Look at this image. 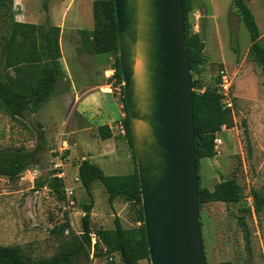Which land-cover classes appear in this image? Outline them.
Here are the masks:
<instances>
[{"label":"rangeland","instance_id":"rangeland-1","mask_svg":"<svg viewBox=\"0 0 264 264\" xmlns=\"http://www.w3.org/2000/svg\"><path fill=\"white\" fill-rule=\"evenodd\" d=\"M78 1L74 0L68 10L66 29L77 16ZM246 2L259 29V43L264 47V0ZM43 3L47 4L43 0H26L27 17L34 21L44 20L46 5ZM88 7V14L81 13L83 15L79 17V27L83 29L93 28L92 8L91 5ZM188 23L189 31L198 34L204 43V61L199 65L200 72L193 75V91L217 89L218 78L222 80L224 76L230 85L228 99L232 104L233 126L219 134L222 141L219 154L199 161L200 188L212 190L217 183L235 177L246 198L245 204L215 202L202 205L200 223L205 258L209 264L228 261L232 264H264V211L260 216H248L243 206L252 208V189L264 191V74L253 59L248 31L231 0H191ZM73 37L79 43L76 34ZM62 51L67 64L76 70V59L66 44L62 43ZM86 51L91 54L88 48ZM108 56L107 69H113L115 74L118 52L95 55V60L102 62ZM62 62L59 60L61 68ZM111 82L112 93L118 99L115 102L120 108L119 111L113 103L114 114H125L122 84L117 79ZM98 89L101 93L109 91L107 87ZM45 103L36 113L26 111L23 118L11 119L0 110V148L23 147L35 152L33 164L18 178H0V246H18L32 260L51 257L72 234L79 236L82 232V203L88 204L90 200L80 181L72 183L82 157L108 176L126 175L134 169L127 135L122 137L125 145L119 147V153L100 155L94 140L95 130L89 136L84 133L78 137L70 133L71 112L67 100L53 96ZM41 131L42 139L39 138ZM123 152L130 154L129 160ZM56 165L60 167L55 169ZM56 170L64 172L63 184L75 187V198L68 199L64 194L60 199L46 186ZM91 193L95 210L93 219L90 217L92 232L113 229L116 215L125 229L138 228L137 205L118 199L112 209L107 193L98 181L92 183ZM239 217L245 218L250 231L249 249ZM62 228L64 232L60 233ZM100 249L96 254L90 251L87 264H123L119 254L106 256ZM149 263L146 259L139 262Z\"/></svg>","mask_w":264,"mask_h":264},{"label":"trees","instance_id":"trees-1","mask_svg":"<svg viewBox=\"0 0 264 264\" xmlns=\"http://www.w3.org/2000/svg\"><path fill=\"white\" fill-rule=\"evenodd\" d=\"M231 2L248 31L253 59L264 74V47L259 43V29L254 14L246 0H231ZM182 4L186 50L192 83L195 86L193 75L200 72L199 65L204 61V43L198 34L189 31L188 14L191 11V0H182ZM93 18L94 29L91 32H81L84 48H88L91 54L96 55L110 51L117 53V27L113 0L96 1L93 7ZM58 39L59 29L56 27L14 21L12 0H0V110L11 119L23 118L26 111L36 113L54 93L56 84L62 76ZM115 77L121 84L118 56H116ZM218 81H221V78H218ZM121 94L126 116L124 119L126 135L135 165L134 173L123 176H107L97 165L88 160L81 161L78 166V178L90 200L88 204L82 203L84 215L81 218V234L79 236L72 234L71 238L51 257L39 260L30 259L18 246H0V264H87L92 248L90 236L92 233L96 236V243L93 246L95 254L100 248L106 256L119 254L123 264H139L141 260H149L143 225L140 185L122 87ZM221 99L222 96L217 93L215 88H207L203 92L193 91L195 154L198 172L200 160L210 159L216 155L213 141L222 132V127L226 129L233 126L231 109L225 108ZM98 137L103 141L112 137L107 125L98 127ZM39 138H43L42 131L39 132ZM34 155V151L29 152L23 147L0 148V178H18L31 167ZM56 171L59 172V170ZM95 181L100 182L104 187L108 204L112 209L114 201L118 199L137 205L140 222L138 228L125 229L119 216L116 215L113 218V229H97L92 232L90 227V214L93 208L91 185ZM46 186L60 199L64 198V184L61 178L53 175ZM198 187L200 210L202 205L207 203H246L242 188L235 177L217 183L210 191L200 188L198 175ZM251 197L252 208L243 205L244 211L248 216L253 214L260 216L264 211V191L252 189ZM238 220L243 227L245 243L249 249L250 231L244 217H239ZM66 226L68 227V225ZM63 232L62 228L60 233ZM206 264L209 263L206 261ZM215 264L232 263L228 261Z\"/></svg>","mask_w":264,"mask_h":264},{"label":"water","instance_id":"water-1","mask_svg":"<svg viewBox=\"0 0 264 264\" xmlns=\"http://www.w3.org/2000/svg\"><path fill=\"white\" fill-rule=\"evenodd\" d=\"M113 3L150 264H206L182 0Z\"/></svg>","mask_w":264,"mask_h":264},{"label":"crops","instance_id":"crops-1","mask_svg":"<svg viewBox=\"0 0 264 264\" xmlns=\"http://www.w3.org/2000/svg\"><path fill=\"white\" fill-rule=\"evenodd\" d=\"M25 1L26 0H12V10H14V21L26 24L44 25L46 27L52 26L59 29V48L61 51L60 61H63L61 68L62 77L58 80L54 93L50 98L55 96L62 100H67V102L70 103L69 112H71V115L69 118L70 125L68 127L70 133L78 137L84 133L89 136V133L95 130L97 136L94 137V140H96L97 142L96 145L99 146L98 154L101 153L100 155L105 156L107 154L111 155L119 153V147H124L125 141L115 132L114 124L116 121L123 119L125 114H114V104L119 111L120 108L115 102L118 101V99L116 98V95L112 93L111 89V81H116L114 70L107 69L110 63V57L108 56L102 62H96V54H89L84 48V40H82L83 36L81 33L91 32L94 29L93 7L96 1L101 0H79L77 4V7L79 8L77 16L73 19L72 26L68 29H66V17L70 6L74 3V0H69L68 2H66V0H43V2H47V4L43 3L46 5L43 13L46 18L44 20L39 21H34L33 19L27 17L28 9L26 8ZM61 3H63L62 7L58 8ZM89 5H91L92 8L93 28L83 29L79 27V17L83 14H88ZM43 6L44 5H42V7ZM54 16H57L56 19H54ZM44 21H46V23H44ZM75 34L79 39V43H77L73 37ZM62 43L64 45L66 44L67 49L71 50L70 53L74 55L77 62L76 70H72L67 64L66 56L63 54L62 51ZM108 73L114 74L112 80L108 78V75H110ZM102 87L109 88V91L101 93L98 88ZM49 101L50 99L45 104H47ZM87 111H90V113H85ZM102 125H107L109 130L111 131L112 137L110 139L103 141L98 137V127ZM123 153L125 157L129 160L130 154L128 152ZM91 156L92 155H88L89 158H92ZM83 160L88 159H86V157H82V161ZM131 160L133 162L132 153ZM133 166V171L126 175L134 173V163ZM76 177H78V170H76V173L73 178L72 183L74 184H77L79 181V178L78 181H75ZM67 186L73 188V192L75 195V187L69 186L68 184ZM113 204L115 207V201ZM94 211L95 210L93 202V208L90 214V217H92L91 219H93L95 215Z\"/></svg>","mask_w":264,"mask_h":264},{"label":"built area","instance_id":"built-area-1","mask_svg":"<svg viewBox=\"0 0 264 264\" xmlns=\"http://www.w3.org/2000/svg\"><path fill=\"white\" fill-rule=\"evenodd\" d=\"M113 77H114L113 73L108 75V78H110V79H112ZM229 88H230V85L227 83V80L223 76L222 80L217 85V93H219L222 96L221 102L223 103L224 107L231 109L232 104H231L230 100L228 99ZM114 129H115V132L117 133L118 136L124 137L126 135V128L123 124V119H120L117 122H115ZM224 130H225V127H222V131H224ZM213 144H214V149H215L216 153L219 154L218 149L222 144L221 139L218 136L215 137ZM59 167H60V165H56L55 169H58ZM54 176L61 178V179H63V177H65L64 172H57L56 174H54ZM75 181H78V177L75 178ZM63 192L68 199H71L72 197H74L73 196L74 195L73 188L68 187L67 183H65L63 186ZM90 236H91V245H92L91 251H93V246L96 243V236L94 233L90 234Z\"/></svg>","mask_w":264,"mask_h":264},{"label":"bare ground","instance_id":"bare-ground-1","mask_svg":"<svg viewBox=\"0 0 264 264\" xmlns=\"http://www.w3.org/2000/svg\"><path fill=\"white\" fill-rule=\"evenodd\" d=\"M140 62L138 61L137 64H136V71H139L140 70Z\"/></svg>","mask_w":264,"mask_h":264}]
</instances>
